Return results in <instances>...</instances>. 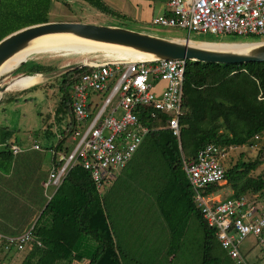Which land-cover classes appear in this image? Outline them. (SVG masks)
I'll return each mask as SVG.
<instances>
[{
	"label": "trees",
	"instance_id": "obj_1",
	"mask_svg": "<svg viewBox=\"0 0 264 264\" xmlns=\"http://www.w3.org/2000/svg\"><path fill=\"white\" fill-rule=\"evenodd\" d=\"M52 1L0 0V39L24 26L48 21ZM69 1L62 0L64 4ZM73 1L83 2L82 4L100 13L126 17L110 7L105 0ZM192 34L189 39L199 42L241 43L264 40V36L233 33ZM222 35H226V39L221 38ZM52 53L77 54L62 51L38 54ZM83 59L72 64L81 63ZM51 63L52 61L30 56L15 69L14 75L22 72L27 73L26 75L49 74L65 66H54ZM88 69L89 67L82 66L57 73L55 86L58 99L53 109L42 118L45 128L40 136L44 142L40 149L23 150L19 146L20 150L13 153L9 150V145H17L16 138L8 128L0 126V179L6 181V175L10 174L12 176L9 180H18V186H22L23 182L25 186H30L28 195L32 215L28 228L32 226L33 236L41 242V245L32 244L27 247L29 250L19 264H64L71 263L74 259L84 260L81 264H157L148 251L142 252V262L130 255L129 246L117 237L121 225L110 219L107 210L109 199L119 200L121 196H118L112 186L110 189L107 187L106 193L97 189L90 172L80 164L69 169L49 198L43 193L44 187L39 186L42 177L38 179L34 161L38 158L42 160L43 153L49 151L50 168L61 165L56 154L59 151H69L68 147L63 146V142L70 138L75 128L71 113L72 85ZM21 79L23 78L20 77L18 81ZM36 86L37 84H33L19 89H32ZM18 90H5L0 103L3 100L11 101L18 92L23 91ZM259 95L264 97V61L214 63L186 60L179 139L168 128L150 129L124 167L133 164V177L140 179L143 187L148 182L152 183L149 194L155 199V205L168 228V257L172 260L174 253L182 245L187 225L194 220L202 234L198 264H236L222 248L216 237V230L207 225L196 207L192 189L182 168V156L194 157L198 149L207 143L235 147L255 144V136L264 135V101L258 99ZM136 114L146 126L153 122L144 108H137ZM159 116L162 120L167 118L164 114L159 113ZM36 136L39 137L38 134ZM55 137L57 141L53 142ZM261 162L258 156L251 161L239 159L224 167L223 179L232 191L231 196L242 198L257 194L264 199V176L250 174ZM38 166L36 168L39 171ZM43 175L41 172V176ZM116 180L117 177L112 182ZM220 188V184L212 183L205 188V192H218ZM7 191L6 189L5 192ZM109 195L111 196L108 197ZM12 196L5 193L0 198V233L10 236L14 234L5 232L6 227L16 222L22 208L21 200L16 198L14 205L9 204ZM24 207L26 209V203ZM150 238L146 233L144 240L150 244V249L149 245L146 248L151 252ZM10 251L12 250L0 248L2 256Z\"/></svg>",
	"mask_w": 264,
	"mask_h": 264
},
{
	"label": "built area",
	"instance_id": "obj_2",
	"mask_svg": "<svg viewBox=\"0 0 264 264\" xmlns=\"http://www.w3.org/2000/svg\"><path fill=\"white\" fill-rule=\"evenodd\" d=\"M167 5L171 14L154 16L151 23L185 29L186 39L192 33L264 36V0H167ZM185 62V59L119 58L102 62L83 59L82 66L89 69L74 82L71 91L75 128L70 138L75 144L67 153L57 152L62 163L50 168L43 187L52 186L55 190L69 169L80 164L102 191L115 179L114 170L126 166L150 129L168 128L179 139ZM159 81H164V86L156 91ZM90 93L101 95V102H93ZM114 98L115 104L110 107ZM258 99L264 101L260 95ZM139 107L153 118L150 126L140 122L136 114ZM119 110L121 113L117 115ZM159 113L166 115V120ZM155 121L162 125H155ZM104 131L108 133L105 135ZM32 146L40 149L35 140ZM234 147L207 143L194 157L182 156V168L196 207L207 225L216 230V237L229 257L236 264H264V261L248 262L239 250L240 242L250 233L262 241L264 199L256 202L248 197H220L205 192L208 185L223 180L222 159ZM9 150L15 153L20 147L11 144ZM32 244L41 245L32 234V226L14 236L0 233V248L4 250L23 251Z\"/></svg>",
	"mask_w": 264,
	"mask_h": 264
},
{
	"label": "rangeland",
	"instance_id": "obj_3",
	"mask_svg": "<svg viewBox=\"0 0 264 264\" xmlns=\"http://www.w3.org/2000/svg\"><path fill=\"white\" fill-rule=\"evenodd\" d=\"M108 1V2H107ZM106 3L116 9L120 8L127 12L126 17L111 16L104 13H100L89 6L82 4L83 2H76L73 0L69 1L68 4H64L62 0H53L51 3L48 19L50 21H77L97 24H109L119 25L125 28L138 30L146 33H153L159 36L183 40L187 37L185 29L174 27V26H161L154 25L146 21H139L134 19L133 13L135 12V3L138 0H107ZM154 4L159 5L165 0H154ZM122 12V11H121ZM220 35V34H214ZM193 36V34L189 35ZM188 37V39H189ZM221 38L226 39V35H222ZM191 40V39H190ZM194 41V40H191ZM199 42V41H194ZM204 43L207 45L216 46L220 48H236L240 46L239 43L230 42H214ZM51 47V46H50ZM55 47V46H53ZM43 49V48H42ZM60 50V51H57ZM42 51V52H38ZM63 52L66 54L77 53L76 55H65V54H38L43 52ZM90 51L79 49L78 47H67L65 49L55 50H37L32 53L31 57L35 59H42L52 61L51 64L59 66L60 64H72L82 58H90L96 62H102L109 58H129L137 57L140 55L127 53V52H112V51ZM91 53V54H90ZM30 57V56H29ZM56 59H59L56 60ZM57 70V69H56ZM26 72V71H25ZM15 69L3 75L2 83L10 82L13 78L23 79L19 80L16 85L8 86L10 92L16 91L19 88H26L31 86L34 81L41 82L32 89H19L23 90L14 93V99L11 101H4L0 103V126L6 127L9 131L13 132L14 138L18 144L22 146H32L33 140L39 141L40 145L43 144V140L40 138L41 133L45 126H43L42 118L46 113L51 111L58 99V91L56 88V75L54 71L47 74L48 76L41 75H14ZM24 73V72H22ZM17 76V77H16ZM41 76V77H40ZM27 79V80H26ZM31 81V82H30ZM164 86V81H159L156 85L155 90L159 91ZM5 92V91H4ZM3 94V93H2ZM93 102L100 103L103 98L101 95L96 93H90L89 97ZM115 98L113 99L110 107L115 104ZM109 107V108H110ZM108 108V109H109ZM121 111L119 110L117 115ZM155 125H162L161 122L155 121ZM108 131H104L106 135ZM39 135L36 136V135ZM57 138H53V142H56ZM63 146L68 147L70 150L75 142L69 138L63 142ZM2 145V144H0ZM264 135H260L255 138V144L237 146L229 149L226 155L222 159L223 166H229L235 163L239 159L244 161H251L256 157L261 158V164L250 174L256 176L261 174L264 176ZM262 151V152H261ZM185 153H183L184 155ZM185 156V155H184ZM134 166L131 163L124 169H115L114 173L117 177L116 182H109L103 188V193L108 191V188L114 187L118 196H121L119 200H113L110 198V203L107 205V210L112 221L119 223L121 231H117L118 238L129 246L130 255L138 260H143L140 257V253L148 251L150 257L157 261V264H198L199 263V250L202 234L201 231L196 227L194 220L190 221L185 230L182 245L174 253V258L168 257V250L170 245V234L168 228L161 217L156 205L155 199L149 194L151 182H148L146 186H142L140 179L137 180L133 177ZM221 188L218 192H214L215 196L226 197L231 196L232 191L226 181L223 179L220 182ZM108 187V188H107ZM148 187V188H147ZM46 189L47 197L53 193L54 188L49 186ZM148 191H147V190ZM109 195L108 197H110ZM251 200L261 202L263 199L259 198L257 194L246 195ZM149 234L151 239L152 251L150 252V244L144 240L145 235ZM262 241L259 238L250 233L243 238L239 244L240 252L245 256L246 260L250 263L264 261V229L260 235ZM149 240V239H148ZM146 245L149 249L146 248ZM15 250H12L13 253ZM9 252V253H11ZM14 254V253H13ZM6 258L0 254V264H4Z\"/></svg>",
	"mask_w": 264,
	"mask_h": 264
},
{
	"label": "water",
	"instance_id": "obj_4",
	"mask_svg": "<svg viewBox=\"0 0 264 264\" xmlns=\"http://www.w3.org/2000/svg\"><path fill=\"white\" fill-rule=\"evenodd\" d=\"M70 37L78 43L62 41L41 50L65 49L75 45L83 46L90 51L100 50L99 47L116 46L130 49L150 56L151 60L185 59L214 63H241L264 61V40L241 42L236 48H218L202 46L190 39H173L125 28L119 25L87 23L82 21H46L24 26L0 39V66L14 54L31 46L42 38ZM205 43H214L207 42ZM26 60H21L18 65ZM83 63L69 64L55 70L60 73L68 69L79 68ZM23 73L20 75H26ZM46 75V74H44ZM19 76V75H18ZM17 77V76H16ZM0 74V99L7 89L8 82L2 83Z\"/></svg>",
	"mask_w": 264,
	"mask_h": 264
},
{
	"label": "crops",
	"instance_id": "obj_5",
	"mask_svg": "<svg viewBox=\"0 0 264 264\" xmlns=\"http://www.w3.org/2000/svg\"><path fill=\"white\" fill-rule=\"evenodd\" d=\"M105 1H107V0H105ZM154 2H155L154 0H138V2L135 3L136 9H135V12L133 13L134 19L139 20V21L144 20V21L150 23L151 19L154 16L165 15V14L170 13V8L167 5V0H165L163 3H161L159 5L154 4ZM119 10H121L122 13L125 14L126 16L128 15L127 12L122 10L121 8ZM149 34H153V33H149ZM153 35H156V34H153ZM157 36H159V35H157ZM85 59H86V61L89 60L88 57H86ZM109 59H119V58H109ZM38 74L41 75L40 73H38ZM38 74H35V75H38ZM19 76H20V74H19ZM46 76H48V75L46 74ZM18 82L19 81L15 82L13 85H16ZM40 82H41V80H39V81L36 80V81H34L33 84L38 85ZM33 84H31V85H33ZM33 142H34V140H33ZM37 142L39 143L38 140H37ZM17 145L20 146L21 149H23V150L35 149V148H33V146H31V147L25 146V145L22 146L21 144H17ZM39 145H40V143H39ZM43 154L44 155L42 157V160H40L38 158V160L34 161L36 172L39 174L38 179L42 177L40 182H39V186H41V187H43V182L47 178L46 173L48 172V170L51 167V153L48 151V152L43 153ZM37 162H39L40 166H38L39 164ZM37 166L40 168L39 171L36 168ZM41 172L44 174L43 175L44 177L41 176ZM11 176L12 175H10V174L6 175V181L0 179V198H1V196L5 195V193H6L7 195H10V196L13 195L12 199H11L12 202H9V204L14 205L13 201L15 200V198L18 200H21V202H22L21 203V205H22L21 213L18 214V218H17L16 222L12 225H8L6 227V230H5V232H8L12 235L13 234L16 235L18 233L24 232L29 227V225L31 224L30 220H31L32 213H31V207H29L31 203H30V199H29L30 197L28 195L29 191H31V188H30V186H25L24 182L22 183V186H18L19 185V184L17 185L18 180H16L15 182H13L12 180H9V178ZM6 189L8 190L7 192H5ZM43 193L47 197V192H46L45 188H44ZM49 197L50 196H48V198ZM25 203H26V209L24 207ZM0 232H2V231H0ZM28 250L29 249L26 248L21 252L20 251H14L13 252L14 254L10 251L11 253H8L7 255L4 256L6 258L4 264H19V263H21V261L24 258L25 252ZM140 257L144 258L142 253H140ZM83 262H84V260L78 261V259H74L71 263H65L64 262V264H81Z\"/></svg>",
	"mask_w": 264,
	"mask_h": 264
},
{
	"label": "bare ground",
	"instance_id": "obj_6",
	"mask_svg": "<svg viewBox=\"0 0 264 264\" xmlns=\"http://www.w3.org/2000/svg\"><path fill=\"white\" fill-rule=\"evenodd\" d=\"M62 41H69L68 43H71V44L79 42L78 40H76L74 38H70V37H52V38L46 37V38H42V39L36 40L35 42H33V44L31 46L21 50L20 52L14 54L12 57L7 59L0 66V74L4 75V74H6L8 72H11L13 69H15V67L18 65V63L21 60L28 59L29 56H31L33 52L44 48L46 44H48V46L50 47V46H55V45L61 43ZM196 43H198V44H200L202 46L218 47V44L216 46H212V45H207V44L199 43V42H196ZM72 47H78L79 49L87 50L83 46L75 45V46H72ZM99 48H100V51H103V52H105V51H112L114 53L115 52H127V53L140 55V56H137V57H129V58H122V59H129V60H148V59H150V56H148L146 54H143V53H140V52H136V51H133V50H130V49L122 48V47H116V46L102 47L101 46ZM218 48H220V47H218ZM57 51H60V50H57ZM18 79H19L18 77L17 78H13L10 82H8V85L9 86L13 85L15 82L18 81ZM7 89H8V87H7Z\"/></svg>",
	"mask_w": 264,
	"mask_h": 264
}]
</instances>
